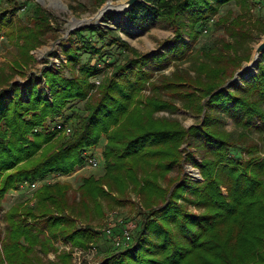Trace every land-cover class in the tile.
<instances>
[{
  "label": "trees",
  "instance_id": "trees-1",
  "mask_svg": "<svg viewBox=\"0 0 264 264\" xmlns=\"http://www.w3.org/2000/svg\"><path fill=\"white\" fill-rule=\"evenodd\" d=\"M231 1L238 10L220 14ZM12 3L11 9L0 11V29L11 23L6 11L22 8L18 0ZM34 12L35 17L45 16L38 5ZM127 16L135 24L169 21L176 41L169 51L177 57L186 53L184 34L194 41L198 25L216 16V25L227 36L203 48L193 74L175 72L159 85L153 81L157 70L150 66L170 61L168 53L140 54L117 31L85 26L64 42L70 43L63 46L66 63H47L40 70L50 94L36 74L24 80L26 100L17 80L0 85V200L26 181L72 173L86 162L87 149L107 139L105 172L83 177L79 198L71 199L70 183L46 182L35 190L33 204L26 199L5 211L0 264H41L38 247L45 254L57 253L59 264H72L75 248H93L101 238L90 223L102 216L104 201L120 205L131 186L142 204L133 236L137 246L109 254L103 264H264V137L259 144L247 132L258 129L264 134V53L256 72L233 82L236 71L251 59L249 40L264 34V0H143ZM33 20L31 26L14 29L23 39L26 63L33 61L30 50L44 40L45 29ZM85 31L97 33L102 45L96 46ZM115 44L132 56L115 64L112 74L97 84L104 68L112 65L104 47ZM84 54L89 55L86 60ZM148 87L153 95H144ZM165 89L172 99L182 93L181 100L188 99L185 108L198 116L204 111V118L187 129L177 120L154 118L157 111L176 108L156 95ZM222 112L244 129L240 137L223 130ZM56 119L73 126L69 136L57 141L51 130ZM184 142L202 150L197 162L202 182L184 175L168 180L183 160L193 159L192 152L182 157L179 147Z\"/></svg>",
  "mask_w": 264,
  "mask_h": 264
},
{
  "label": "rangeland",
  "instance_id": "rangeland-1",
  "mask_svg": "<svg viewBox=\"0 0 264 264\" xmlns=\"http://www.w3.org/2000/svg\"><path fill=\"white\" fill-rule=\"evenodd\" d=\"M13 1L15 0H1L0 11L11 9L13 7ZM118 1L120 0H18V3L16 4L22 6L21 10L15 11V13L6 11L5 16L9 18L11 23L8 25H1L0 29V85L3 86L2 84L6 82V80H17L18 86L21 88L22 96L26 100L27 93L24 87V80L27 75L36 74L35 78L41 82L42 87L46 89L48 94H50L49 88L44 84V78L39 75L40 70L47 63L57 66H60L62 63H66L67 58L63 53V46H69L70 43L67 44L64 42L69 39L73 32L82 29L85 26H102L104 28H110L117 31L121 37H123L129 45L134 47L140 54H153L156 50L168 53L171 58L170 61H163L161 65H157L155 62H152L150 66L152 69L157 70L153 81L159 85L164 83L163 80L166 81L172 77L175 72L182 73L184 75L188 74V72L193 74L195 72V62L198 56L203 54V48L214 45L216 41H219L222 37L227 36L224 32V28L216 25V21L218 20L216 16L212 18L207 25H198L199 34L198 38L194 41L190 38L188 33L184 34V38L188 42V44L184 47L186 49V53L177 57L174 52L169 51L171 46L176 43V41L174 39V26L167 20H150L140 24H135L131 18L127 16L128 11L126 14L120 16L113 12H109L102 18L96 17L99 10L107 2L115 3ZM37 5L41 8V10H43L45 21L44 17H35L34 10ZM231 8L235 11L238 10L234 1L224 4L220 9V14H225L228 9ZM109 14L112 17L107 19L106 16ZM33 19H38V22L36 23L45 29L44 40L35 49L30 50V55L33 56V61L29 60L28 63H26L21 45L23 43V39L18 35L16 36V31H14V29L19 26H31L32 22H34ZM46 19H48L49 23H46ZM85 34L87 37L90 36L91 39L95 41L96 46L102 45L97 33L91 34V32L85 31ZM255 34L256 31L254 30L253 35ZM263 35L259 37L256 36L255 39L249 40L247 47L252 48V54ZM106 39L108 41L110 38L107 36ZM168 39H170V41L164 43V41ZM104 52L106 53L107 62H110L112 65L104 68L102 74L98 77V79H96L97 84H99L100 79L103 76H109L112 74V67H114L115 64L124 62L129 54H131L129 51L117 46L116 44L111 47H104ZM88 56V54H84V60H86ZM158 70L161 71V73H159ZM256 71L257 66L243 74H238L233 82L241 83L242 77L248 78L251 73ZM184 86H186V89L191 90V86L189 84H185ZM192 88L194 87L192 86ZM8 93L12 94L13 90H9ZM153 94L152 88L148 87L144 91V95ZM179 94L182 93H177V97L172 99L173 96L171 91H166V89L160 90L156 95L164 98L165 100L172 101L176 108L157 111L153 114V116L154 118H169L177 120L184 128L187 129L194 124H198L201 119L204 118V111L198 116L189 109H186L183 103L187 102L188 99L183 98V102ZM77 106H83V102H78ZM66 113L70 114V111H66ZM221 116L223 118V130L232 133V136L235 138L240 137V135L244 133V129L236 125L235 120L231 115L222 112ZM59 123H64L73 131V126L70 122L67 123L64 122L63 119H56L52 122L51 126L55 141L63 135L69 136L72 133L66 134L63 131L56 129L55 127ZM247 132L250 133V136L252 137L251 139H254L253 141L262 144L264 134H261L260 130L253 129L251 132ZM196 139L199 142L202 141L201 137ZM189 142H184L181 147H179V150L182 153V157H185L187 152L194 153L193 159L191 161L183 160L180 167H175L170 172L168 180H171L172 178L176 179L183 175L200 182L204 180L200 168L197 166V162L201 161L203 157L202 150L198 149V147L194 144L189 147ZM106 143L107 139L104 137L98 145L90 147L86 150L91 151L98 157L100 161L98 167H90L83 163L77 165L74 171L68 175H49L42 180L37 181L39 184L34 190H29L27 187H24L17 191L12 190L7 193L0 200V227L4 229L6 226V222L3 219L5 211L18 201L29 199L31 200V204H33L34 192L43 183L54 181L70 183L72 185V189L69 191L71 199H73L74 196L79 198L80 193L78 191V187L82 178L89 175L99 176L105 172L102 162V154ZM240 143L243 144V142ZM164 185L169 186L167 181L164 182ZM129 190L128 195L123 198L124 201L120 205L114 204L111 201H104V211L102 216L96 217L97 219H95L92 224L90 223L94 230L101 235V238L98 240L97 244H94L95 247L93 248H89L87 250L75 248L71 252L72 264H103L105 258L109 254H112L115 251L119 254L125 248H133L137 246V243L133 241V238L127 246H114L112 239L107 235V229L110 227H112L114 231L119 232L127 223H135L137 229L138 224L141 222L142 216L139 214L142 207L140 196L134 191L132 186ZM190 208L193 207L190 206ZM136 229L134 231V235L136 234ZM56 245L60 246V249H70V247H66L60 243H56ZM37 249L38 252H36V256L39 258L41 264H51L53 261L59 264V257L57 256V253L50 251L45 254L40 251L39 247Z\"/></svg>",
  "mask_w": 264,
  "mask_h": 264
},
{
  "label": "built area",
  "instance_id": "built-area-1",
  "mask_svg": "<svg viewBox=\"0 0 264 264\" xmlns=\"http://www.w3.org/2000/svg\"><path fill=\"white\" fill-rule=\"evenodd\" d=\"M55 128L63 131L66 134H70L72 132L71 128L66 126L64 123L57 124ZM85 156L86 165L94 168L99 166L100 161L94 153H92L91 151H86ZM38 184V182L29 183L26 181L21 184V188L27 187L29 190H34L38 186ZM135 229V223H127L123 228H121L119 232L114 231L112 227L108 228L107 235L112 239L114 246H127L133 238Z\"/></svg>",
  "mask_w": 264,
  "mask_h": 264
},
{
  "label": "water",
  "instance_id": "water-1",
  "mask_svg": "<svg viewBox=\"0 0 264 264\" xmlns=\"http://www.w3.org/2000/svg\"><path fill=\"white\" fill-rule=\"evenodd\" d=\"M142 1L143 0H120V1L115 2V3L114 2H107L99 10V13L97 14L96 17L102 18L105 14H107L109 12H113L118 16L126 14L127 11L134 8L137 4H139ZM263 53H264V35L261 38L260 42L255 47V50L251 56L250 61L243 64L242 68L236 72L235 77L238 74H243L246 71H249V70H252L253 68H255L258 65ZM235 77H234V79H235Z\"/></svg>",
  "mask_w": 264,
  "mask_h": 264
},
{
  "label": "bare ground",
  "instance_id": "bare-ground-1",
  "mask_svg": "<svg viewBox=\"0 0 264 264\" xmlns=\"http://www.w3.org/2000/svg\"><path fill=\"white\" fill-rule=\"evenodd\" d=\"M123 3V2H122Z\"/></svg>",
  "mask_w": 264,
  "mask_h": 264
}]
</instances>
